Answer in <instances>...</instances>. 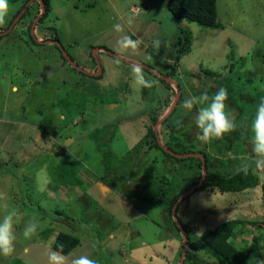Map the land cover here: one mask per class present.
Segmentation results:
<instances>
[{
	"label": "rangeland",
	"instance_id": "rangeland-1",
	"mask_svg": "<svg viewBox=\"0 0 264 264\" xmlns=\"http://www.w3.org/2000/svg\"><path fill=\"white\" fill-rule=\"evenodd\" d=\"M35 1L28 15L15 17L27 0H8L0 24V216L15 208L21 217L15 252L0 256V264H49L60 232L80 239L70 254L60 253L65 264L81 255L96 264H180L182 257L184 264H220L200 236L233 218L245 223L232 241L251 249L243 264H264L261 185L195 190L190 184L202 169L199 158L187 155L207 154L209 168L220 174L251 168L264 182V158L251 142L256 105L264 98V0H217L220 28L178 20L166 0H49L52 9L35 27L36 41L29 30L43 4ZM186 34L191 49L176 59ZM55 35L70 53L66 62L50 41ZM124 36L135 48L117 50ZM96 53L103 72L92 78L81 70H99ZM135 67L146 83L137 82ZM222 87L237 127L202 143L195 126L199 106L187 112L183 101L204 92L211 97ZM153 128L164 146L186 159L150 149ZM183 188L189 195L178 217L193 227L196 245L185 254L188 246L170 214ZM68 218L96 236L71 227ZM30 219L39 228L24 239Z\"/></svg>",
	"mask_w": 264,
	"mask_h": 264
},
{
	"label": "trees",
	"instance_id": "trees-1",
	"mask_svg": "<svg viewBox=\"0 0 264 264\" xmlns=\"http://www.w3.org/2000/svg\"><path fill=\"white\" fill-rule=\"evenodd\" d=\"M30 1V4H27V2ZM27 2L22 6V11L16 14L15 17L19 16V14L22 15V17L28 15L31 12V6L32 4L36 3L35 0H27ZM40 2V1H38ZM41 4H43V10L41 12L42 16L39 20V22H36L35 27L38 26L41 22H43L47 16L49 15L52 5L49 0H42ZM166 5L169 11L173 14L175 18L178 20H187L189 22H195L203 27L207 28H220V25L218 23V10H217V0H166ZM40 6V5H39ZM41 6L39 7V9ZM39 11V10H38ZM40 14V15H41ZM36 16V15H35ZM23 19V18H21ZM21 19L18 21V23L21 21ZM35 19V18H34ZM36 20V19H35ZM35 20L30 25L29 35L31 36L32 40L36 41L37 36L35 35V31L33 32V24ZM38 23V24H37ZM15 25V24H14ZM10 27V26H9ZM7 28L5 31L9 30L11 31V28ZM15 27V26H13ZM34 27V30H35ZM7 32V33H8ZM1 36V34H0ZM55 40H50L52 42H55L57 45V48L61 52V55L64 59V61H68L70 53L68 50L62 45L61 40L57 35L54 36ZM47 40V39H46ZM49 40V39H48ZM190 45H191V37L189 35H184L180 39V46L178 50V54L176 59H180L182 55L186 54L190 51ZM61 46H63V49H61ZM94 61L98 65V61L100 62V58L96 53V56H94ZM76 68H78V64L75 65ZM102 65H100L101 67ZM147 71H151L150 68H146ZM81 72L85 75H89L92 78H99L101 77L100 74H94L90 73L84 68L81 70ZM152 72V71H151ZM154 73V72H153ZM159 73V72H158ZM154 74L156 76H159L162 81H164L168 87L171 88V84L169 81L166 80V78L162 77L160 74ZM181 98H177V102L179 103ZM153 134L155 136V142L154 145L150 148H158L162 150L165 155H171L174 157V159L177 160H184L186 159V155H180V154H174L170 150L172 148L164 146L158 137L157 132L153 128ZM169 150H168V149ZM173 151V150H172ZM175 153H177L174 150ZM192 156V155H191ZM194 156V155H193ZM198 162L200 165V168L203 170H199V177L197 179H193L191 181L190 186H196L195 190H207V189H217L222 192H228V191H244L249 188H255L259 185L262 187L263 197H264V182L261 183V180L257 174H255L251 168H244L234 174L228 175V174H220L215 170H212L209 168L208 165V157L207 154H203V157H198ZM190 157V158H194ZM188 158V157H187ZM195 159V158H194ZM206 163V170H204L203 164ZM201 171V172H200ZM185 192V188L181 189V191L177 194H175L171 200L170 203V214L174 218V224L175 227L179 230V232L182 235L183 243H185V237L187 238L186 245L188 248L186 250H183L182 253H187V251H191V249L196 248L195 242L192 238V230L193 227L188 225L187 223L183 222L180 217H178V210L179 206L184 199V197L188 196ZM174 206H176L175 212H173ZM57 214L60 216L62 215V211L57 210ZM63 217V215H62ZM61 216L58 219L62 218ZM58 220L57 217H55L53 220ZM63 219V218H62ZM68 221V224L73 227L77 228V230H88L87 225H80L73 221L72 218L66 219ZM63 221V220H62ZM255 222V220H253ZM180 223V224H179ZM242 219H230L225 222H222L215 228H207L203 231L201 234V240L205 243V248L210 250V252L215 255V257L218 259L220 264H243L244 261L251 256V249H246L242 247H238L233 241L232 237L236 235V229L238 226H241L244 224ZM90 230V229H89ZM88 230V231H89ZM92 231V230H90ZM92 235L96 236V234L92 231ZM95 238V237H94ZM258 240V237L254 239V242ZM80 243V239L72 234L67 232H60L53 244V248L64 255L70 254ZM256 243V242H255ZM183 248V247H182ZM181 259V258H180ZM184 264V262H183Z\"/></svg>",
	"mask_w": 264,
	"mask_h": 264
},
{
	"label": "clouds",
	"instance_id": "clouds-1",
	"mask_svg": "<svg viewBox=\"0 0 264 264\" xmlns=\"http://www.w3.org/2000/svg\"><path fill=\"white\" fill-rule=\"evenodd\" d=\"M8 12V0H0V24L5 22ZM116 30H120L119 25L116 26ZM135 46V42L130 37L124 36L118 41L117 50L120 51L129 47L135 48ZM100 48L105 50L104 47ZM133 72L137 74V82L146 83L144 77L141 75L140 67L133 68ZM228 99V91L222 87L211 97L207 92H204L198 97L192 96L183 101V109L187 110V112H191L194 107L199 106L197 107L195 116V126L199 130L196 135L197 140L202 143H208L213 139H220L226 133H230L236 129V122L231 117L230 111L227 110L226 101ZM251 130L254 133L251 141L252 150L258 157L264 158V98L256 105ZM20 222V214L15 208H10L7 214L0 216V256L7 257L15 252L17 241L15 226ZM38 228L39 223L35 219L26 221L22 232L24 239H31L36 234ZM48 260L49 264H65V257L57 251H52L48 256ZM74 264H96V262L86 255H81L75 259Z\"/></svg>",
	"mask_w": 264,
	"mask_h": 264
},
{
	"label": "water",
	"instance_id": "water-1",
	"mask_svg": "<svg viewBox=\"0 0 264 264\" xmlns=\"http://www.w3.org/2000/svg\"><path fill=\"white\" fill-rule=\"evenodd\" d=\"M42 1V0H41ZM39 17L40 16H38V18L36 19V21L39 19ZM34 27H35V23L33 24V32H34ZM61 48L63 49V46H61ZM102 72V68L100 67V69H99V71L98 72H95V74H100ZM160 75H162L161 73H160ZM163 76V75H162ZM164 77V76H163ZM169 80H170V78H169ZM168 149V148H167ZM169 150V149H168ZM172 153H174V154H177V153H175L174 151H172V150H170ZM187 155H194V156H198V157H203V155L202 154H199V153H191V154H187ZM203 166H204V170H206V163L204 162V164H203ZM175 209H176V206H174V209H173V212H175ZM180 224V223H179ZM187 242V238L185 237V243ZM183 262H184V257H182L181 258V261H180V264H183Z\"/></svg>",
	"mask_w": 264,
	"mask_h": 264
},
{
	"label": "flooded vegetation",
	"instance_id": "flooded-vegetation-1",
	"mask_svg": "<svg viewBox=\"0 0 264 264\" xmlns=\"http://www.w3.org/2000/svg\"><path fill=\"white\" fill-rule=\"evenodd\" d=\"M100 65H101V62L98 61V68H99Z\"/></svg>",
	"mask_w": 264,
	"mask_h": 264
}]
</instances>
